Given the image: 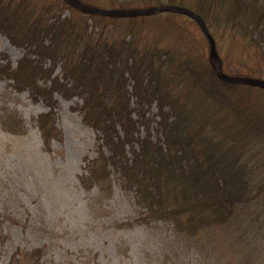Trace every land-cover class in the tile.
Masks as SVG:
<instances>
[{
    "label": "rangeland",
    "instance_id": "rangeland-1",
    "mask_svg": "<svg viewBox=\"0 0 264 264\" xmlns=\"http://www.w3.org/2000/svg\"><path fill=\"white\" fill-rule=\"evenodd\" d=\"M82 2L106 10L158 6L154 0ZM0 9L14 28L21 24L32 32L51 29L52 34H43L45 43L62 52L71 51L77 42L79 47L95 44L94 50L102 53L115 51L117 58L120 54L114 63L119 76L123 74L120 95L125 98L129 93L131 107L137 101L135 85H142V94L152 95L156 89L161 96L147 109L150 119L157 120L160 106L165 113L173 104L174 114H181L185 122L200 112L213 114L208 125L221 126L216 117L223 121L227 134L218 140L229 154L246 149L250 155L251 142L264 143L255 138L264 125V87H228L220 82L218 89L211 86L214 79L204 72L208 65L221 81L236 83L217 75L210 42L195 18L176 11L105 15L67 0H0ZM217 10L219 15L209 18L210 27L203 20L215 41L223 72L264 78L260 76L264 73V50L260 48L264 41L258 38L263 29L238 20L232 23L224 18V8ZM258 27L253 37L257 40H253L249 30ZM131 48L133 55L125 51ZM157 48L165 53L156 56ZM24 56L25 49L0 34L1 67L15 69ZM31 57L38 60V55ZM43 64L63 82L60 62L44 58ZM146 64H153L154 69L145 68ZM55 99L58 134L47 144L37 118L50 107L34 101L27 90H17L13 81L0 75V264H198L193 249H179L182 242L174 240L169 223L147 214L127 182L119 179L117 169L109 172L107 185L89 183L90 166L98 157L99 133L84 122L79 95L65 98L56 94ZM7 118L21 120L23 131H5L2 120ZM219 249L223 256L230 251L228 264L242 261L241 251ZM218 257L213 254L211 260L201 263L219 264Z\"/></svg>",
    "mask_w": 264,
    "mask_h": 264
},
{
    "label": "trees",
    "instance_id": "trees-1",
    "mask_svg": "<svg viewBox=\"0 0 264 264\" xmlns=\"http://www.w3.org/2000/svg\"><path fill=\"white\" fill-rule=\"evenodd\" d=\"M154 3L186 6L201 15L207 27H210L209 18L219 15L217 8H224L225 19L232 23L245 22L246 26L257 24L264 31V0H154ZM4 13L0 11V34L25 49V56L15 69L0 66V75L13 81L17 90H27L34 101H44L51 110L57 104L56 94L82 98L79 110L84 122L99 133L101 140L98 157L90 166L87 179L90 184L107 185L109 172L117 169L121 174L119 179L127 182L147 214L169 223L174 240L182 242L183 248L179 249L183 252L193 249L198 264H202L201 260H211L213 254H218L219 264H228L230 251L226 256L219 255V247L235 254L241 251L243 258L238 264H264L261 243V239L264 242V228H261L264 227V143L251 142L250 155L246 149L229 154L219 141L227 134L223 121L215 116L221 126L208 125L213 114L200 112L185 122L181 114H174L173 104L165 113L160 106L154 121L147 115V109L152 102L160 101L156 89L152 95L142 94V85H135V107L130 105L129 93L125 98L120 95L123 74L119 76L114 66L120 54L117 58L115 51L102 53L94 50L95 44L79 47L77 42L71 51L62 52L61 48L45 43L43 34H52L51 29L32 32L21 24L14 28ZM24 23L34 25L35 21ZM259 27L249 30L253 40ZM258 38L264 41V32H259ZM260 48L264 50V46ZM125 51L133 55V48ZM162 53L165 51L157 48L156 56ZM32 54L38 55V60ZM44 58L62 64L63 82L45 68ZM145 68L154 69V65L146 64ZM155 69L159 73V68L155 66ZM204 72L214 79L215 85L211 82V86L215 89L217 82L228 87L254 88L221 81L209 65ZM261 74L262 77L264 73ZM37 124L47 144L58 134L52 111L50 115L40 114ZM2 126L13 134L24 129L21 120L17 123L8 118L2 120ZM263 127L255 138L264 139Z\"/></svg>",
    "mask_w": 264,
    "mask_h": 264
},
{
    "label": "water",
    "instance_id": "water-1",
    "mask_svg": "<svg viewBox=\"0 0 264 264\" xmlns=\"http://www.w3.org/2000/svg\"><path fill=\"white\" fill-rule=\"evenodd\" d=\"M67 1L80 6L83 10L99 12V13L105 14V15L135 16V15L149 14V13L158 12V11H176V12H180V13L189 15V16H191L197 20V22L201 26L202 30L204 31L205 35L207 36V38L210 42V45H211L212 62L214 65V69H215L217 75L221 79H223L226 82H230V83L247 84V85L264 87V80L257 79V78H250V77L230 76V75H227L223 72L221 59H220L219 54L216 50L215 41L213 40L212 36L207 31V28H206V25L204 23L203 18L199 14L193 12L190 9H187L185 7L178 6V5L177 6L176 5H161V6H153V7H149V8H145V9H111V10H106V9H99V8L91 7V6L81 2L80 0H67Z\"/></svg>",
    "mask_w": 264,
    "mask_h": 264
},
{
    "label": "bare ground",
    "instance_id": "bare-ground-1",
    "mask_svg": "<svg viewBox=\"0 0 264 264\" xmlns=\"http://www.w3.org/2000/svg\"><path fill=\"white\" fill-rule=\"evenodd\" d=\"M81 1V0H80ZM82 2V1H81ZM85 4H87V3H85ZM87 5H89V4H87ZM161 5H163V4H161ZM161 5H158V6H161ZM164 5H173V4H164ZM90 6V5H89ZM177 6V5H176ZM178 6H182V5H178ZM182 7H185V8H187V9H190V8H188V7H186V6H182ZM107 10H111V9H107ZM191 10V9H190ZM193 11V10H192ZM165 12H168V11H165ZM193 12H195V11H193ZM196 13V12H195ZM198 14V13H197ZM216 46V45H215ZM219 54V53H218ZM219 57H220V55H219ZM221 63H222V60H221ZM223 64V63H222ZM240 77H245V76H240ZM250 78H255V77H250ZM257 79H261V78H257ZM261 80H264L263 78L261 79ZM51 108H49V111H47L45 114H48V115H50V111H52L53 112V110H50ZM42 114V113H41ZM40 115V114H39ZM55 115V114H54ZM55 117V116H54ZM57 128V127H56ZM143 136H144V134H142Z\"/></svg>",
    "mask_w": 264,
    "mask_h": 264
}]
</instances>
